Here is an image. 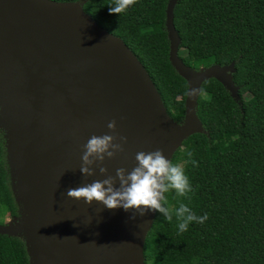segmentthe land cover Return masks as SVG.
<instances>
[{
  "label": "water",
  "instance_id": "1",
  "mask_svg": "<svg viewBox=\"0 0 264 264\" xmlns=\"http://www.w3.org/2000/svg\"><path fill=\"white\" fill-rule=\"evenodd\" d=\"M176 2H167L165 27L170 62L188 85L180 123L137 56L80 0H0V128L19 213L0 224V233L24 240L29 264H144L156 211L132 220L122 207L66 196L106 178L96 165L95 175L83 176L82 146L110 133L114 119L128 141L103 162L108 174L131 171L139 151L163 149L171 160L184 139L205 131L196 113L203 81L214 77L239 99L234 62L194 69L180 58ZM192 88L199 89L195 97Z\"/></svg>",
  "mask_w": 264,
  "mask_h": 264
},
{
  "label": "trees",
  "instance_id": "2",
  "mask_svg": "<svg viewBox=\"0 0 264 264\" xmlns=\"http://www.w3.org/2000/svg\"><path fill=\"white\" fill-rule=\"evenodd\" d=\"M80 1L132 50L168 114L182 122L188 85L169 59L168 0H135L120 15L109 13L115 0ZM173 24L186 65L234 62L239 99L214 77L201 84L196 113L205 131L184 139L170 160L184 169L192 191L177 197L170 189L165 197L173 208L183 202L208 219L180 233L175 217L169 222L156 211L143 246L144 264H264V0H177ZM18 214L0 128V224L6 215ZM0 264H29L21 237L0 233Z\"/></svg>",
  "mask_w": 264,
  "mask_h": 264
},
{
  "label": "clouds",
  "instance_id": "3",
  "mask_svg": "<svg viewBox=\"0 0 264 264\" xmlns=\"http://www.w3.org/2000/svg\"><path fill=\"white\" fill-rule=\"evenodd\" d=\"M134 3L135 0H115V4L109 7V13L120 15ZM198 91V88H192L191 95L195 97ZM107 128L111 130L110 133L94 134L82 146L80 167L84 177L95 175L98 167L100 174L106 175V178L70 188L66 192L67 197L77 200L83 198L88 205L96 201L108 209L122 207L125 211L132 212V220L137 215L143 217L149 211H159L169 222L175 217L180 233L186 231L190 223L202 224L208 219L207 213L198 216L186 203L180 202L175 208L168 204L165 193L170 189L175 190L177 197H185L192 188L184 169L180 164L172 163L164 155L163 149L139 151L135 155L138 164L131 171L119 167L115 170V175L108 174L109 169L103 162L106 158H114L123 152L128 138L117 132V122L114 119L108 122ZM187 155L191 157L192 153L188 152ZM117 181L119 187L116 186Z\"/></svg>",
  "mask_w": 264,
  "mask_h": 264
},
{
  "label": "rangeland",
  "instance_id": "4",
  "mask_svg": "<svg viewBox=\"0 0 264 264\" xmlns=\"http://www.w3.org/2000/svg\"><path fill=\"white\" fill-rule=\"evenodd\" d=\"M245 97H247V98H251L252 97V94H250V93H247L246 95H245ZM208 130L210 131V132H214L215 130H216V127H215V125H213V124H209L208 125ZM10 217H8L7 215H6V218H5V222H8V221H10Z\"/></svg>",
  "mask_w": 264,
  "mask_h": 264
}]
</instances>
